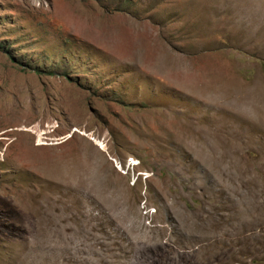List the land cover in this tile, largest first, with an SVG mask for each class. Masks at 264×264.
I'll use <instances>...</instances> for the list:
<instances>
[{"label": "rangeland", "instance_id": "obj_1", "mask_svg": "<svg viewBox=\"0 0 264 264\" xmlns=\"http://www.w3.org/2000/svg\"><path fill=\"white\" fill-rule=\"evenodd\" d=\"M0 264H264V0H0Z\"/></svg>", "mask_w": 264, "mask_h": 264}, {"label": "built area", "instance_id": "obj_2", "mask_svg": "<svg viewBox=\"0 0 264 264\" xmlns=\"http://www.w3.org/2000/svg\"><path fill=\"white\" fill-rule=\"evenodd\" d=\"M111 159L114 167L118 171H120V173L129 177V182L131 183H133L136 180L138 175L141 178H145L148 175V172L146 171L140 172L135 168V165L138 162V160L132 155H127L123 160L115 159L113 157ZM141 208L143 209V213L145 214L147 211L150 212L149 208L146 205L141 206Z\"/></svg>", "mask_w": 264, "mask_h": 264}]
</instances>
